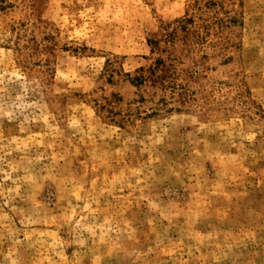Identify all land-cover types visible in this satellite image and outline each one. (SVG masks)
Here are the masks:
<instances>
[{"label": "rangeland", "instance_id": "374dc122", "mask_svg": "<svg viewBox=\"0 0 264 264\" xmlns=\"http://www.w3.org/2000/svg\"><path fill=\"white\" fill-rule=\"evenodd\" d=\"M0 264H264V0H0Z\"/></svg>", "mask_w": 264, "mask_h": 264}, {"label": "trees", "instance_id": "16d2710c", "mask_svg": "<svg viewBox=\"0 0 264 264\" xmlns=\"http://www.w3.org/2000/svg\"><path fill=\"white\" fill-rule=\"evenodd\" d=\"M141 80H143V77H139Z\"/></svg>", "mask_w": 264, "mask_h": 264}]
</instances>
